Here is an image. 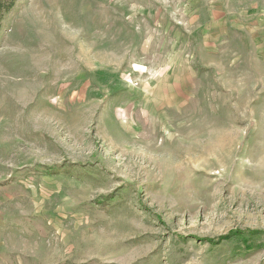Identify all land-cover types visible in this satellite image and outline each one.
<instances>
[{
  "label": "rangeland",
  "instance_id": "374dc122",
  "mask_svg": "<svg viewBox=\"0 0 264 264\" xmlns=\"http://www.w3.org/2000/svg\"><path fill=\"white\" fill-rule=\"evenodd\" d=\"M0 264H264V0H17Z\"/></svg>",
  "mask_w": 264,
  "mask_h": 264
},
{
  "label": "trees",
  "instance_id": "16d2710c",
  "mask_svg": "<svg viewBox=\"0 0 264 264\" xmlns=\"http://www.w3.org/2000/svg\"><path fill=\"white\" fill-rule=\"evenodd\" d=\"M17 0H0V33L4 27L5 21L13 11Z\"/></svg>",
  "mask_w": 264,
  "mask_h": 264
}]
</instances>
